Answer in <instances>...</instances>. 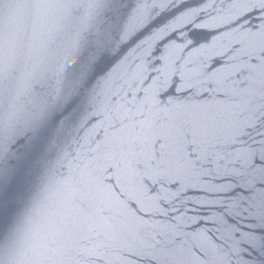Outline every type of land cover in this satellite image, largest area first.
<instances>
[{
	"label": "water",
	"instance_id": "95a60500",
	"mask_svg": "<svg viewBox=\"0 0 264 264\" xmlns=\"http://www.w3.org/2000/svg\"><path fill=\"white\" fill-rule=\"evenodd\" d=\"M0 264H264V0H0Z\"/></svg>",
	"mask_w": 264,
	"mask_h": 264
}]
</instances>
